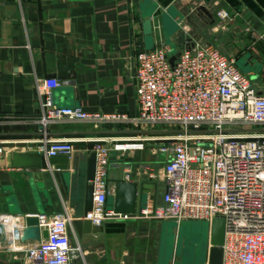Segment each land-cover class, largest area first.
I'll return each instance as SVG.
<instances>
[{"label":"crops","instance_id":"1","mask_svg":"<svg viewBox=\"0 0 264 264\" xmlns=\"http://www.w3.org/2000/svg\"><path fill=\"white\" fill-rule=\"evenodd\" d=\"M219 11L227 18H220ZM147 19L155 47L164 43L178 53L186 40L212 44L233 58L238 68L247 69L246 74L258 75L251 81L264 94V0H0V147L4 150L0 160L13 152H35L30 143L43 136L36 79L59 80L60 86L51 93L59 108L134 115L136 54L145 50L142 24ZM138 132L124 125L49 126L47 137L76 139L67 170H55L53 165L41 170L0 165V215L67 210L72 219L70 242L77 248L67 264H203L209 248L206 222L177 224L144 219L136 212L106 219L94 226L101 228L98 232L83 231L90 153L99 138ZM142 132L161 136L165 130ZM161 143L147 142L142 151L112 152L109 188L113 190L114 183L130 172V181L155 186L146 206L161 204L167 158L157 152ZM0 264L25 262L22 254L0 252Z\"/></svg>","mask_w":264,"mask_h":264},{"label":"built area","instance_id":"2","mask_svg":"<svg viewBox=\"0 0 264 264\" xmlns=\"http://www.w3.org/2000/svg\"><path fill=\"white\" fill-rule=\"evenodd\" d=\"M217 15L227 18L224 11ZM183 45L178 53L161 43L136 54L134 115L59 108L51 98L59 80L36 79L43 136L30 144L45 160L70 159L76 139L47 137L49 126L78 122L94 129L124 125L140 131L127 137L99 138L93 148L92 209L84 219L100 226L114 217L106 207L112 192L107 183L111 153L142 151L147 142H162L157 152L167 155L162 168L166 190L161 204L147 205L140 217L177 224L222 218V264H264V94L257 92L233 58L214 45L192 40ZM170 55L176 57L173 66ZM145 126L165 132L145 135ZM27 217L37 219V228L40 234L47 232L46 238L21 239ZM71 221L67 210L0 215V252L22 254L25 264H67L77 250L70 242Z\"/></svg>","mask_w":264,"mask_h":264},{"label":"water","instance_id":"3","mask_svg":"<svg viewBox=\"0 0 264 264\" xmlns=\"http://www.w3.org/2000/svg\"><path fill=\"white\" fill-rule=\"evenodd\" d=\"M209 17V13L203 8H200ZM163 27L167 28L165 16H162ZM170 25V24H169ZM143 43L146 51L153 50L155 47L153 39V28L150 19H147L142 24ZM174 55L168 57L169 63L173 66ZM243 73H248L247 69H242ZM250 80H255L258 75H250ZM0 165L13 169L41 170L47 169L49 165H53L55 170L65 171L68 168V159L64 157L51 158L45 160L43 156L37 153L13 152L7 154L4 159L0 160ZM95 172V153L91 152L86 163L85 170V188L83 201V231L84 233L98 232L100 227H94L91 222L84 219L87 212L92 209V193L93 187L89 183L94 178ZM130 172L124 173L121 181L114 183L112 195L108 197V211H112L114 217L132 216L136 212L139 213L146 206V198L149 192L154 194V187L148 183L130 181ZM209 248L207 251L206 262L203 264H222L223 249L225 237V221L220 218H214L209 223ZM46 238L47 232L42 231L41 234L37 228V219L35 217H27L25 219V228L22 232L23 241H38L40 238Z\"/></svg>","mask_w":264,"mask_h":264},{"label":"rangeland","instance_id":"4","mask_svg":"<svg viewBox=\"0 0 264 264\" xmlns=\"http://www.w3.org/2000/svg\"><path fill=\"white\" fill-rule=\"evenodd\" d=\"M243 69V68H242ZM242 69L241 68H239V70H241L242 71ZM246 74V73H245ZM258 79V78H257ZM255 87H256V85H255ZM158 127H151V126H145L144 127V130H148V129H157ZM146 134H151V133H149V132H147Z\"/></svg>","mask_w":264,"mask_h":264}]
</instances>
